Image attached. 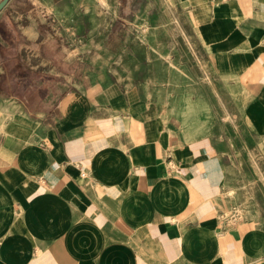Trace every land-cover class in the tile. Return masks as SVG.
<instances>
[{
	"label": "crops",
	"instance_id": "crops-1",
	"mask_svg": "<svg viewBox=\"0 0 264 264\" xmlns=\"http://www.w3.org/2000/svg\"><path fill=\"white\" fill-rule=\"evenodd\" d=\"M174 1L232 122L161 86L200 70L144 1L0 11V264H264V0Z\"/></svg>",
	"mask_w": 264,
	"mask_h": 264
},
{
	"label": "rangeland",
	"instance_id": "rangeland-1",
	"mask_svg": "<svg viewBox=\"0 0 264 264\" xmlns=\"http://www.w3.org/2000/svg\"><path fill=\"white\" fill-rule=\"evenodd\" d=\"M130 1H134V3L132 2L133 4H130V6H133V10H136L137 0ZM139 1H141V3L144 1L145 6L144 13L140 16L143 17V19L141 18L142 21H139V23L144 22L146 31L144 29V35L141 34V28H143V25L137 26L136 16L131 13L130 9L128 26L129 37L136 38L139 35V37H145L148 39L153 37L154 32L160 30V34L162 35L160 36L162 39H167L170 37L173 40L171 44L168 41L169 46L164 47L166 48V52L170 51L172 54L175 52L180 54L182 56L181 58L185 59L187 62V68L192 66L193 70H200V72H198L199 75L203 73L200 76H193L191 78L185 77L184 73L186 71V66L184 65L183 61H172L173 63H169L168 61L164 63L162 61L160 71L162 76L160 83L161 86H165L166 88L171 87L170 91H175L173 94H171V97H173L175 101L180 99L182 103H184L186 99H190V97H193L194 100L196 97H204L205 102L207 103V105L205 104V106H203L205 109L204 118L208 117V119H211L215 117V114H220V117H222L225 122H232L230 115H228L229 101L227 99V95L225 93L222 94L220 91L218 92L216 87V79L211 76V71L210 67H208V64L205 61H201L202 58L199 55L200 52L198 51V47L194 41H192V38L190 37L191 33L185 29V19L176 6L175 1ZM158 16H161L162 18L161 24L158 22V20H156L157 18H155ZM186 38L188 40H186ZM164 53V51H161V54ZM191 55H193V58ZM196 55H198L199 58H197ZM134 69H139V71H141L140 75L150 74L151 63H146L143 68H137V66H134ZM202 86L207 88H203L202 91ZM205 90H207L208 93H205ZM191 91L192 93H190ZM205 102L203 101V103ZM217 105L220 107L219 111L216 109Z\"/></svg>",
	"mask_w": 264,
	"mask_h": 264
},
{
	"label": "water",
	"instance_id": "water-1",
	"mask_svg": "<svg viewBox=\"0 0 264 264\" xmlns=\"http://www.w3.org/2000/svg\"><path fill=\"white\" fill-rule=\"evenodd\" d=\"M9 0H2L0 2V11L3 9V7L8 3Z\"/></svg>",
	"mask_w": 264,
	"mask_h": 264
},
{
	"label": "bare ground",
	"instance_id": "bare-ground-1",
	"mask_svg": "<svg viewBox=\"0 0 264 264\" xmlns=\"http://www.w3.org/2000/svg\"><path fill=\"white\" fill-rule=\"evenodd\" d=\"M105 5V4H104ZM2 111V110H1ZM231 195V194H230Z\"/></svg>",
	"mask_w": 264,
	"mask_h": 264
}]
</instances>
